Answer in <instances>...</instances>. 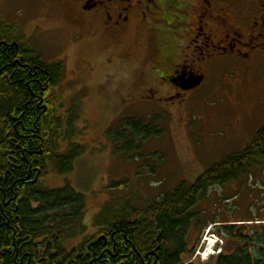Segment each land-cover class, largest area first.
I'll list each match as a JSON object with an SVG mask.
<instances>
[{
	"label": "rangeland",
	"instance_id": "1",
	"mask_svg": "<svg viewBox=\"0 0 264 264\" xmlns=\"http://www.w3.org/2000/svg\"><path fill=\"white\" fill-rule=\"evenodd\" d=\"M143 1L126 28L100 36L74 24L73 0H0V22L11 28L17 43L32 48L33 58L44 65L58 68L49 94L60 112L77 117L75 142L87 147L71 175L49 172L40 180L50 190L62 189L68 181L87 195L88 233L70 248L97 232L94 217L105 205L116 204L115 195H120L118 203L128 199L134 210L150 205L243 152L264 127V0ZM149 1L159 8L150 12L148 6L155 4ZM206 27L219 39L210 40ZM173 65L202 74L204 86L178 96L172 81L162 78ZM130 121L150 131L133 143L131 153L130 133L122 144L111 136ZM253 178L261 180L245 189ZM116 181H128V189L113 188ZM245 182L211 191L213 201L206 205L218 226L248 227L250 233L264 227V162L247 186ZM217 235L192 231L194 260L201 257L206 263L204 257L210 255V263L220 246L227 249ZM231 249H236L233 243Z\"/></svg>",
	"mask_w": 264,
	"mask_h": 264
},
{
	"label": "trees",
	"instance_id": "2",
	"mask_svg": "<svg viewBox=\"0 0 264 264\" xmlns=\"http://www.w3.org/2000/svg\"><path fill=\"white\" fill-rule=\"evenodd\" d=\"M148 7L150 12L158 9L156 4ZM168 21L173 25V20ZM11 32L0 22V264H47L43 257L49 264H185L183 259H191L197 249L190 248L192 231L204 233L211 224L227 242V249L207 264H264V227L250 233L248 227L218 226L206 205L212 190L248 182L262 167L264 127L243 152L226 157L194 184L183 182L150 205L134 210L128 199L122 197L118 203L120 195H115L116 204L105 205L94 217L97 233L80 242L101 235L106 241L90 250L87 244L80 245L78 253L85 256L77 258L71 251L75 245L70 248L69 244L88 233L84 225L87 195L68 181L62 189L50 190L40 180L49 172L71 175L87 147L75 142L77 117L71 111L60 112L54 95L49 94L57 84L58 68L39 64L38 58L25 53L26 48L33 49L17 43ZM170 69L162 78L172 75ZM144 129L130 121L111 136L122 144L130 133L131 153L133 143L150 133ZM260 180L253 178L244 188ZM127 185L128 181L112 184L121 191ZM232 243L236 249H231Z\"/></svg>",
	"mask_w": 264,
	"mask_h": 264
},
{
	"label": "flooded vegetation",
	"instance_id": "3",
	"mask_svg": "<svg viewBox=\"0 0 264 264\" xmlns=\"http://www.w3.org/2000/svg\"><path fill=\"white\" fill-rule=\"evenodd\" d=\"M136 0H73L71 4V18L74 20V24L79 27L82 30H85L87 28H90L92 31H94V35H106L108 32H112L116 34V30L120 28H126V25L128 24L129 20L131 23V18L132 16L136 15L137 9H142L141 5L144 3L143 0L139 2V4L135 3ZM219 0H214V3H217ZM156 4L155 1H150ZM210 4V3H209ZM127 6V7H126ZM155 8H159V6L156 4ZM110 9V11H109ZM100 11V12H99ZM208 17H213L214 15L212 12L208 10L206 13ZM148 14L144 17H142L143 20L145 18L148 20ZM263 20V19H262ZM264 25V20L262 21ZM148 25H150L147 22ZM199 24L201 25L202 22L200 21ZM221 24V23H220ZM223 27H225V24H221ZM156 29V28H150V30ZM208 31V35H211L210 40H218V36L216 34H213V30L209 27L205 28ZM201 32H204L203 27L200 28ZM218 32V31H217ZM216 32V33H217ZM237 32V31H235ZM227 33H231L228 31ZM213 34V35H212ZM262 40H264L262 38ZM15 47L17 51L19 50L18 44H15ZM25 53L30 54L34 56L31 53V50L25 51ZM240 53V52H239ZM240 56V54H238ZM39 64H43L42 60L40 59ZM171 69V76H167L165 80L171 81L173 78L176 76L184 73L189 76H198V74L193 70V68H189L184 65H173L170 67ZM164 79V78H163ZM205 81V77H204ZM175 88H176V93H178V96L180 94H187L185 92H182L180 88H178L176 85L171 83ZM106 238L105 235H101L97 238V240L93 239H88L86 243L80 242L76 244L71 251L76 252L77 258L79 257H84L85 255L81 252L78 253V250L80 249V245H85L87 244V248L90 250L97 246L101 242H105ZM70 254V252H68ZM42 256L45 255V253H41ZM43 262H46L49 264V261L47 258L43 257L41 260Z\"/></svg>",
	"mask_w": 264,
	"mask_h": 264
},
{
	"label": "water",
	"instance_id": "4",
	"mask_svg": "<svg viewBox=\"0 0 264 264\" xmlns=\"http://www.w3.org/2000/svg\"><path fill=\"white\" fill-rule=\"evenodd\" d=\"M203 81L202 77H187L186 75H183L176 80H173L175 84L180 86L183 90L188 91L192 90L193 88L200 86Z\"/></svg>",
	"mask_w": 264,
	"mask_h": 264
},
{
	"label": "built area",
	"instance_id": "5",
	"mask_svg": "<svg viewBox=\"0 0 264 264\" xmlns=\"http://www.w3.org/2000/svg\"><path fill=\"white\" fill-rule=\"evenodd\" d=\"M207 256H205L204 258L206 259Z\"/></svg>",
	"mask_w": 264,
	"mask_h": 264
}]
</instances>
